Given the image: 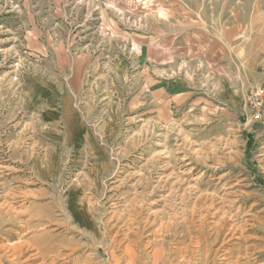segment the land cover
<instances>
[{
  "label": "rangeland",
  "instance_id": "374dc122",
  "mask_svg": "<svg viewBox=\"0 0 264 264\" xmlns=\"http://www.w3.org/2000/svg\"><path fill=\"white\" fill-rule=\"evenodd\" d=\"M114 7L0 0V264H264V125L205 102L166 123L129 109L134 8ZM63 65L75 119L49 125L22 87L35 74L36 101Z\"/></svg>",
  "mask_w": 264,
  "mask_h": 264
},
{
  "label": "crops",
  "instance_id": "0c3cea01",
  "mask_svg": "<svg viewBox=\"0 0 264 264\" xmlns=\"http://www.w3.org/2000/svg\"><path fill=\"white\" fill-rule=\"evenodd\" d=\"M107 1L115 4L114 10L134 8L130 32L125 39L118 37L135 49L127 70L134 87L141 85L129 109H146L162 123L169 111L185 104L205 102L225 115L245 109L248 90L264 76V7L258 0ZM79 57H84L83 69L91 56ZM58 71L57 78L63 76L65 82L38 81L36 101L35 74L22 87L30 111L35 114L37 105L49 125L72 119L76 108V85L70 82L74 73L65 65ZM71 135L86 141L88 130L77 126Z\"/></svg>",
  "mask_w": 264,
  "mask_h": 264
},
{
  "label": "built area",
  "instance_id": "2783aa9c",
  "mask_svg": "<svg viewBox=\"0 0 264 264\" xmlns=\"http://www.w3.org/2000/svg\"><path fill=\"white\" fill-rule=\"evenodd\" d=\"M245 103L244 116L252 124L264 125V76L260 83L248 90Z\"/></svg>",
  "mask_w": 264,
  "mask_h": 264
},
{
  "label": "bare ground",
  "instance_id": "6f19581e",
  "mask_svg": "<svg viewBox=\"0 0 264 264\" xmlns=\"http://www.w3.org/2000/svg\"><path fill=\"white\" fill-rule=\"evenodd\" d=\"M217 236H218V235H217ZM227 236H228V235H227ZM227 236H226V237H227ZM201 245H202V244H201ZM5 246H6V245H5ZM12 250H13V249H12ZM14 251H17V252H18L17 254H18L19 256H22L21 251L23 252V250L21 249V247L15 248ZM19 252H20V253H19ZM12 253H13V252H12ZM13 257H15V256H13ZM19 258H20V257H17L16 259L18 260ZM7 259H8V258H7ZM9 259H10V258H9ZM12 262H14L13 259H12Z\"/></svg>",
  "mask_w": 264,
  "mask_h": 264
}]
</instances>
